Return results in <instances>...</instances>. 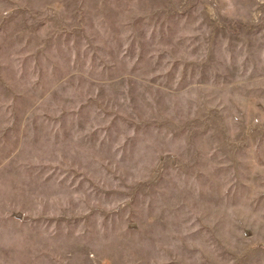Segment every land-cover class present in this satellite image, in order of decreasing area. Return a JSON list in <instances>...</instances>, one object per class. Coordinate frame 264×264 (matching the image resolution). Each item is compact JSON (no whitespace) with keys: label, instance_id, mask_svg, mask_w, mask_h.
I'll list each match as a JSON object with an SVG mask.
<instances>
[{"label":"rangeland","instance_id":"374dc122","mask_svg":"<svg viewBox=\"0 0 264 264\" xmlns=\"http://www.w3.org/2000/svg\"><path fill=\"white\" fill-rule=\"evenodd\" d=\"M0 264H264V0H0Z\"/></svg>","mask_w":264,"mask_h":264}]
</instances>
